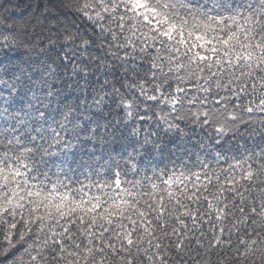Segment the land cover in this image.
<instances>
[{
	"label": "snow or ice",
	"instance_id": "snow-or-ice-1",
	"mask_svg": "<svg viewBox=\"0 0 264 264\" xmlns=\"http://www.w3.org/2000/svg\"><path fill=\"white\" fill-rule=\"evenodd\" d=\"M0 264H264V0H0Z\"/></svg>",
	"mask_w": 264,
	"mask_h": 264
},
{
	"label": "trees",
	"instance_id": "trees-1",
	"mask_svg": "<svg viewBox=\"0 0 264 264\" xmlns=\"http://www.w3.org/2000/svg\"><path fill=\"white\" fill-rule=\"evenodd\" d=\"M23 3H29V2H34V0H22Z\"/></svg>",
	"mask_w": 264,
	"mask_h": 264
}]
</instances>
